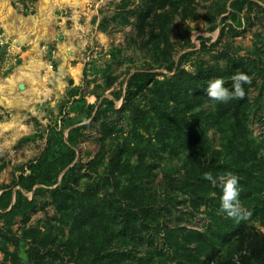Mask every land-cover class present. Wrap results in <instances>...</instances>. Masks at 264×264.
<instances>
[{
    "label": "rangeland",
    "instance_id": "obj_1",
    "mask_svg": "<svg viewBox=\"0 0 264 264\" xmlns=\"http://www.w3.org/2000/svg\"><path fill=\"white\" fill-rule=\"evenodd\" d=\"M237 1L244 2L241 10ZM233 63L249 74L247 128L263 152L264 0H0V186L33 176L32 166L48 151L36 173L49 169L57 180L50 189L63 184L112 212L103 253L81 258L90 236L79 245L71 221L60 218L48 192L24 191L36 211L27 224L0 212V249L18 250L23 264H34L27 252L44 233L59 243L42 253L49 264H179L166 245L168 231L206 232L208 210L196 209L184 188L188 152L177 145L172 153L147 157L142 175L149 196L144 210L150 212L134 211V228L124 230L117 187L126 177L112 178L109 165L120 149H127L129 165L139 163L123 98L137 73L154 74L156 86L149 89H163L181 70L227 73ZM149 89L135 102L143 109L152 101ZM208 129L211 147L221 149L219 129ZM72 152L76 160L64 169ZM72 167L74 173L63 179Z\"/></svg>",
    "mask_w": 264,
    "mask_h": 264
},
{
    "label": "trees",
    "instance_id": "obj_2",
    "mask_svg": "<svg viewBox=\"0 0 264 264\" xmlns=\"http://www.w3.org/2000/svg\"><path fill=\"white\" fill-rule=\"evenodd\" d=\"M243 4V1H237L235 6H240L241 10ZM237 72L249 76L246 67L233 63L231 71L227 73L201 71L191 74L181 70L175 82H169L163 89H149L150 84H156L155 75L150 73H137L127 84L123 109L130 113L132 133L137 141L133 153L138 156L139 164H128L127 149L118 150L110 161V176L114 179L126 177V183H119L117 187V192L120 189L121 194L119 201L124 207L120 204L118 215L124 220L126 231L135 226L133 219L136 210L149 214V210H144L149 196L142 175L147 157L172 153L177 145L187 151L184 188L189 190L196 209L206 207L211 224L206 232L192 231L186 236L168 231L166 245L176 255L179 264H264V151L258 149L247 128L251 84L244 86L246 95L243 100H232L227 104L210 101L204 91L208 82L215 78H223L225 87L230 88L231 77ZM148 89L153 91V97L150 107L143 109L135 102ZM207 106L214 108V111L205 112L203 109ZM209 125L219 129L223 140L221 149L211 147L207 135ZM104 129L107 134L112 133L106 126ZM78 131V128L73 130L75 133ZM69 142L75 145L72 133ZM47 155L48 151L32 166L33 176H21L18 185L0 186V212L7 216L19 215L27 224L36 206L34 201L25 197L24 191H33L35 195L48 192L60 218L71 221L73 232L78 234L77 243L82 245L83 240L90 236L88 244L81 246L84 249L81 258L87 254L99 258L105 250L102 245L111 237L109 220L112 212L106 213V204L88 199L86 194L65 189L63 184L50 189L56 186L57 180L51 176L49 169L36 173L47 163ZM75 160L76 153L72 152L64 169ZM3 169L4 166H0V173ZM229 172L240 178L241 207L251 213L247 219L237 221L221 213L220 188H215L205 179L206 173L219 177ZM73 173L74 167L66 172L63 179ZM15 186L20 189L13 191ZM35 186L42 187L34 189ZM109 208L112 211L113 207ZM57 241L55 236L41 233L31 243L27 252L29 258L34 264H49L42 253L50 247L58 248ZM73 245L68 247L69 250L73 251ZM0 251L5 254L3 264H23L18 250L10 252L4 247Z\"/></svg>",
    "mask_w": 264,
    "mask_h": 264
},
{
    "label": "clouds",
    "instance_id": "obj_3",
    "mask_svg": "<svg viewBox=\"0 0 264 264\" xmlns=\"http://www.w3.org/2000/svg\"><path fill=\"white\" fill-rule=\"evenodd\" d=\"M250 83V78L243 72H237L231 77V86L225 87L223 78H215L208 82L204 89L206 96L212 102L227 104L232 100H243L245 98V85ZM205 179L213 186L220 188L219 210L228 218L237 221L247 219L251 215L242 207L239 200L240 191L239 177L231 172L219 177H213L211 173L205 174Z\"/></svg>",
    "mask_w": 264,
    "mask_h": 264
}]
</instances>
